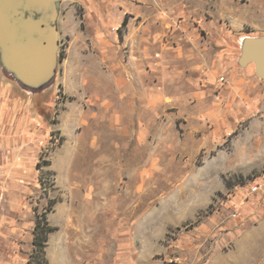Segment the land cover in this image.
Here are the masks:
<instances>
[{
    "label": "rangeland",
    "instance_id": "1",
    "mask_svg": "<svg viewBox=\"0 0 264 264\" xmlns=\"http://www.w3.org/2000/svg\"><path fill=\"white\" fill-rule=\"evenodd\" d=\"M62 3L48 83L0 54V264H264V0Z\"/></svg>",
    "mask_w": 264,
    "mask_h": 264
},
{
    "label": "water",
    "instance_id": "2",
    "mask_svg": "<svg viewBox=\"0 0 264 264\" xmlns=\"http://www.w3.org/2000/svg\"><path fill=\"white\" fill-rule=\"evenodd\" d=\"M63 1L0 0L1 60L28 87H41L55 74ZM239 64H253L256 77L264 80V36L243 39Z\"/></svg>",
    "mask_w": 264,
    "mask_h": 264
},
{
    "label": "crops",
    "instance_id": "3",
    "mask_svg": "<svg viewBox=\"0 0 264 264\" xmlns=\"http://www.w3.org/2000/svg\"><path fill=\"white\" fill-rule=\"evenodd\" d=\"M67 5H64V3H62L61 4V8H60V14H59V18H58V23L60 22H63L64 23V27L66 28V29H68V27L66 26V24H67V22H68V20H70V19H72V17H74V9L73 8H71V6L68 4V3H66ZM64 6H67V9L65 10V12H64V10L62 9V8H64ZM66 8V7H65ZM66 19V20H65ZM142 126H144V125H142ZM140 133L138 134V138L139 139H141L140 138ZM60 263H61V261H59ZM62 264V263H61Z\"/></svg>",
    "mask_w": 264,
    "mask_h": 264
},
{
    "label": "bare ground",
    "instance_id": "4",
    "mask_svg": "<svg viewBox=\"0 0 264 264\" xmlns=\"http://www.w3.org/2000/svg\"><path fill=\"white\" fill-rule=\"evenodd\" d=\"M60 240H62L61 238H60ZM57 244V243H56ZM53 254V256H52V259H53V262H54V264H61L59 261H60V254L57 252V251H54V252H52Z\"/></svg>",
    "mask_w": 264,
    "mask_h": 264
},
{
    "label": "built area",
    "instance_id": "5",
    "mask_svg": "<svg viewBox=\"0 0 264 264\" xmlns=\"http://www.w3.org/2000/svg\"><path fill=\"white\" fill-rule=\"evenodd\" d=\"M262 188V185H259L258 183L253 184L252 191L253 192H259Z\"/></svg>",
    "mask_w": 264,
    "mask_h": 264
},
{
    "label": "trees",
    "instance_id": "6",
    "mask_svg": "<svg viewBox=\"0 0 264 264\" xmlns=\"http://www.w3.org/2000/svg\"><path fill=\"white\" fill-rule=\"evenodd\" d=\"M123 26H126L127 25V17H125L124 18V20H123ZM39 225V223L37 224V226ZM48 230H53V228L52 227H50V228H48ZM30 264H35V262H32V263H30Z\"/></svg>",
    "mask_w": 264,
    "mask_h": 264
}]
</instances>
